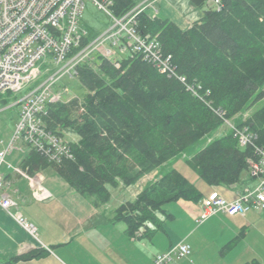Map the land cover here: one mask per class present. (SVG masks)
Here are the masks:
<instances>
[{
	"label": "trees",
	"instance_id": "1",
	"mask_svg": "<svg viewBox=\"0 0 264 264\" xmlns=\"http://www.w3.org/2000/svg\"><path fill=\"white\" fill-rule=\"evenodd\" d=\"M191 1L199 7L208 4V0ZM113 2L116 15L138 4ZM139 30L158 36L164 54L172 55L180 74L201 84L205 99L140 54L121 58L120 67L95 54L78 66L76 79L83 92L49 103L44 116L50 130L78 135L70 141L74 157L52 163L31 149L22 167L34 174L53 166L70 186L100 207L110 202L111 186L136 184L172 162L134 199L113 211L112 220L124 221L129 237L145 238L164 230L166 221L174 217L168 204L181 199L199 202L206 194L173 166L182 156L210 187L239 185L249 172V160L257 157L254 145H241L232 129L209 137L224 123L215 109L233 119L264 101V0H222L220 9L209 6L187 29L144 10ZM235 124L254 133V144L264 148V103ZM199 142L201 148L194 151ZM45 254V249H33L2 264Z\"/></svg>",
	"mask_w": 264,
	"mask_h": 264
},
{
	"label": "built area",
	"instance_id": "2",
	"mask_svg": "<svg viewBox=\"0 0 264 264\" xmlns=\"http://www.w3.org/2000/svg\"><path fill=\"white\" fill-rule=\"evenodd\" d=\"M85 1L0 0V94L22 91L49 73L39 85L17 101L20 119L11 139L0 150V206L36 238L39 235L38 227L19 209H14L17 202L7 192L9 183L1 168L7 155L18 149L20 144L39 151L52 163L74 157L70 141L50 130L44 116L47 115L49 103L64 100L63 90L57 89L59 83L65 76L76 78L79 64L100 54L120 67L121 58L140 54L160 72L179 78L194 95L205 99L201 84L190 82L180 74L172 55L164 54L158 36L139 30V15L146 9L144 3L132 7L123 15H116L112 8L113 0H92L111 16L113 23L98 36L91 37L89 30L80 24ZM213 6L220 9L222 0H213ZM215 111L223 121L231 123L224 110ZM231 126L241 145H254L257 157L249 160V173L257 179V183L253 188L247 187L234 199L217 192L204 195L198 202L201 205L199 223L218 213L236 216L245 215L252 209L264 210V148L254 144L255 135L247 128ZM11 167L30 180L41 198L49 196L41 174H30L20 166ZM191 252L190 243L181 241L158 253L154 264H169L188 257Z\"/></svg>",
	"mask_w": 264,
	"mask_h": 264
},
{
	"label": "crops",
	"instance_id": "3",
	"mask_svg": "<svg viewBox=\"0 0 264 264\" xmlns=\"http://www.w3.org/2000/svg\"><path fill=\"white\" fill-rule=\"evenodd\" d=\"M149 1L152 3L151 0ZM211 5V0H208L205 7L195 6L204 14L206 8ZM146 11L152 15L149 9ZM203 14L199 13L193 16L190 13L186 15V11L183 10L182 13L177 12V14L157 17L171 19L181 28L187 29ZM15 128L10 134V139ZM9 140L0 139V150L5 147ZM16 150L18 151L15 153L16 155L13 151L7 155L1 171L9 183L7 192L17 202L14 209H19L30 221L37 225L39 235L38 238L34 237L0 206V264L33 249H45L46 254L40 258L20 260L12 264H90L89 259L94 260V264H140L143 260L144 249L141 240L145 238L149 242V247L144 249L147 253V255L145 254L146 264H154L155 256L158 253L181 241L190 243L193 250L191 240L197 235L202 238L198 247L201 250L200 258L203 263L210 264L209 257L212 261H219L215 264H222L220 261L226 259L236 260L238 257L242 259L250 257L246 262L254 259L259 261L260 264H264V210L252 209L245 215L236 216L218 213L199 223L201 205L190 200H179L177 204L185 213L177 216L175 212L168 209L173 212L174 217L166 221L164 230H159L145 238L130 237L131 242L128 243L124 231L125 227L121 223L111 220L113 211L126 199H120L118 204L115 205L107 203L96 207L74 187L70 186L53 166L45 167L34 173L43 176V185L49 192V196L41 198L36 193L35 186L30 180L11 167H22V161L30 152L31 147L20 144ZM256 183L257 179L248 172L239 185L206 186L203 189L205 195L217 192L226 198L234 199L247 187H255ZM119 186L125 185L120 184ZM140 190L136 188L135 191H132L134 198ZM212 228L214 229V237L209 232ZM121 229H124L125 237H118L121 241L118 242L117 236L124 234L121 233ZM96 237L99 238L96 239ZM104 237L108 239H103ZM113 237L117 238L116 242ZM236 238L238 240L234 243ZM94 239L98 241V246H90ZM138 239L140 240L138 241L139 245L141 244L142 247L136 244ZM79 244H82V246L80 247ZM239 244H245L247 252L244 251V254L237 256L239 252L237 251V257L232 258L231 254L239 250ZM203 245L213 246L210 249L211 251H205L206 247ZM80 248L87 252L85 260L76 254L77 252L80 253ZM203 251L204 253H202ZM128 252L129 254L134 253V262L127 260ZM192 255L193 251L189 257H184L175 262L180 261L176 264H198L197 253L194 254L196 259Z\"/></svg>",
	"mask_w": 264,
	"mask_h": 264
},
{
	"label": "rangeland",
	"instance_id": "4",
	"mask_svg": "<svg viewBox=\"0 0 264 264\" xmlns=\"http://www.w3.org/2000/svg\"><path fill=\"white\" fill-rule=\"evenodd\" d=\"M135 1L138 2V4L144 3L143 6L146 7L145 10L149 9L152 16H168V14L173 15V14H177V12L182 13L183 10L186 11V15H189L190 13L193 16H195V14H199V13L203 14V12L201 10H199V8L197 6H195L190 0H151L152 3H150L149 0H135ZM85 2H86V5H85L83 17L80 20V24L83 28L89 30L91 36L95 37V36H98L99 34H101L105 29H107L113 23V19L105 10L98 8L92 0H86ZM211 3L213 5V0H211ZM156 10H158V11L156 14H154V12ZM195 10H196V12H194ZM48 74L49 73L42 75L38 80L32 82L30 85H28L22 91H18V92L14 91V92L6 93V94H0V139L4 138L6 140H9L12 130L16 127V125L20 119V106L16 104L17 101L19 100V98L23 94L28 92L30 89L39 85L48 76ZM80 86L81 85H80L78 79L69 78L68 76H65L64 78L61 79L57 89L63 90V99L66 100V99H71L73 97L80 95L83 92V90L81 89ZM263 103H264V101H261V102L257 103L253 108L243 112L242 114L238 115L236 118L231 119V123H228L224 120V123L219 127V129L212 136L209 137V140L213 137H217V136L222 135L226 132H229V130L232 129L231 124H234L236 126V124H235L236 121H238L239 119L246 118L247 116L250 115L251 112H253L257 108H259ZM77 136L78 135L75 132H73L71 130H66L64 137L69 141H76L79 138ZM199 148H201V142L197 143L196 145H194L192 147V149L194 151L198 150ZM13 152L15 154L18 151L15 149ZM171 163L172 162H170L166 165H163L162 167L157 168V170H155L153 173H151L149 175L144 176L136 184H132L129 186L125 185L126 187L125 186H122V187L121 186H116V187L111 186L110 189H111L112 197H111L109 204L110 205L118 204L120 199H126V200L134 199L132 191H135L136 188L141 189L149 180L156 178L161 172H163L167 168L171 167V165H170ZM173 166L179 168L187 177L190 178L191 181L196 183L198 186H201L202 188L207 186V184L189 166V164L186 161L185 155L182 156L175 164H173ZM122 185H124V184H122ZM181 200H183V199H181ZM177 203H178V201L173 202V203H171L172 205L168 204L166 207H167V209L175 212L178 216L179 214L185 213V212L183 211V209L180 206H178L179 204H177ZM110 205H109V207H110ZM111 218H112V216H111ZM114 222H116V221H114ZM118 222L121 223V225L123 227H125V230L124 229L123 230L126 233V223L124 221H118ZM111 228H112V226H111ZM123 230L121 229V233H124ZM209 232L212 234L211 236L214 237V229L212 228ZM125 233L123 235L121 234V236H117V238L123 237L125 235ZM125 236H127V241H128V243H130L131 238L127 235V233ZM98 238L99 237H96V239H98ZM106 238L107 237H104L103 239H106ZM111 238H112V236H111ZM113 238H114V241L116 242L117 238L116 237H113ZM96 239L93 240V242L90 244V246H92V245L98 246L99 245V244H97L98 241ZM201 240H202V238L198 235L195 236L191 240V242H193V250H192L193 255L192 256H194V254L196 252L198 255V261L196 260L198 264H209L207 262L203 263L202 259L200 258L201 257L200 256L201 250H200V247H198L199 246L198 244H199V241H201ZM138 241H140V240L138 239L136 241L137 245H139ZM141 241H143L142 243H143L144 249L149 247V244H148L149 242L146 238L141 240ZM118 242H121L119 238H118ZM79 246L81 247L82 244H79ZM203 246L206 247V249H205V251H206V250H210L213 245H203ZM139 247H142L141 244L139 245ZM144 249H143V260L140 264H146V262H147L145 259V254L147 255V253L144 251ZM79 250H80V253L77 252L76 254L79 257L84 258V260H85L87 258V256H86L87 252H85V250H83L82 248H80ZM237 251H239L237 256L242 255L245 252H247V247L245 246V244H241L239 246V250H236L235 253L233 252L231 254L232 258H234L236 256ZM202 253H204V251ZM133 254L134 253L129 254V252H128L127 260L129 262H134L133 261ZM203 255H206V254H203ZM194 258L196 259L195 256H194ZM248 259H250V257L245 258V259L238 257V258H236V260L226 259L225 261H220V263L222 262V264H244V263H246V261ZM209 260L211 261L210 264H212V263L215 264V263L219 262L217 260L212 261V259L210 257H209ZM237 260H242V261H237ZM89 261H90V264H94V260L89 259ZM250 261H252V260H250ZM176 263H180V261H177V262L172 263V264H176Z\"/></svg>",
	"mask_w": 264,
	"mask_h": 264
}]
</instances>
